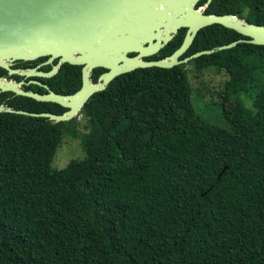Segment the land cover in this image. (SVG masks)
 <instances>
[{
    "label": "trees",
    "instance_id": "obj_1",
    "mask_svg": "<svg viewBox=\"0 0 264 264\" xmlns=\"http://www.w3.org/2000/svg\"><path fill=\"white\" fill-rule=\"evenodd\" d=\"M205 13L264 26V0H214ZM186 32L149 60L172 55ZM242 39L209 26L184 57ZM188 65L226 73L225 127L199 115L187 64L138 69L92 96L78 115L86 119V157L61 170L52 163L64 135L79 136L78 116L52 124L0 113V264H264V46L240 43ZM103 72L96 69L93 81ZM0 77L25 80L1 68ZM31 81L74 94L82 67L65 64L53 78L26 80V90L46 94ZM1 105L68 110L10 92L0 94Z\"/></svg>",
    "mask_w": 264,
    "mask_h": 264
},
{
    "label": "water",
    "instance_id": "obj_2",
    "mask_svg": "<svg viewBox=\"0 0 264 264\" xmlns=\"http://www.w3.org/2000/svg\"><path fill=\"white\" fill-rule=\"evenodd\" d=\"M202 0H0V68L15 81L0 77V94L14 93L39 102L56 103L64 114L30 113L0 106V113L46 118L52 124L72 121L90 98L103 92L117 77L138 69L174 67L240 43L264 46V26L252 24L236 15L206 14L214 0L197 8ZM221 25L246 39L204 50L184 57L198 33L209 26ZM182 29L185 39L172 55L147 60L168 46ZM136 54V56H131ZM48 58L35 68H14L18 62ZM55 61H58L55 64ZM82 67V87L70 95L53 92L40 94L26 90L27 79L55 77L63 65ZM51 65L45 72L42 66ZM96 69H104L97 82ZM29 83V84H30Z\"/></svg>",
    "mask_w": 264,
    "mask_h": 264
},
{
    "label": "rangeland",
    "instance_id": "obj_3",
    "mask_svg": "<svg viewBox=\"0 0 264 264\" xmlns=\"http://www.w3.org/2000/svg\"><path fill=\"white\" fill-rule=\"evenodd\" d=\"M188 76L195 91L194 104L199 115L211 125L225 127L226 123L222 114L220 94L227 78L225 72L218 73L215 69L197 71L193 65L187 64ZM241 100L249 107L252 106L251 97L243 93ZM86 119L78 116V137L65 134L63 142L54 157L52 168L61 170L66 168L72 160H83L86 157L82 145V135L87 133Z\"/></svg>",
    "mask_w": 264,
    "mask_h": 264
},
{
    "label": "flooded vegetation",
    "instance_id": "obj_4",
    "mask_svg": "<svg viewBox=\"0 0 264 264\" xmlns=\"http://www.w3.org/2000/svg\"><path fill=\"white\" fill-rule=\"evenodd\" d=\"M238 17H239V16H238ZM244 20H246V19H244ZM246 21H247V20H246ZM131 56H132V57H133V56H136V54H133V55H131ZM155 56H156V55H155ZM153 57H154V56H153ZM151 58H152V57H151ZM147 60H149V59H147ZM104 72H106V70H104ZM104 72H103V73H104Z\"/></svg>",
    "mask_w": 264,
    "mask_h": 264
}]
</instances>
